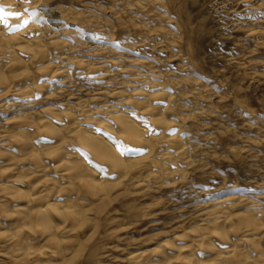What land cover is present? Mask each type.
I'll list each match as a JSON object with an SVG mask.
<instances>
[{"label":"rangeland","instance_id":"374dc122","mask_svg":"<svg viewBox=\"0 0 264 264\" xmlns=\"http://www.w3.org/2000/svg\"><path fill=\"white\" fill-rule=\"evenodd\" d=\"M232 1L225 6L219 4L224 0H41L35 4L37 15L31 19L45 47H35L36 55L25 64L0 63V145L9 143L7 150L0 146V173L11 156L20 160L16 172L22 176L28 168L27 148L38 147L40 162L47 167L43 177L64 188L48 155L55 139L66 138L74 145L75 138L66 130L58 131L59 122H52L57 127L38 123L54 117L62 121L65 114L73 115L84 106L92 119L85 122L87 127L101 133L95 121L111 123L99 112L102 108L122 102L119 108L124 111L141 110L139 100L146 97L132 94L134 90L155 94L162 89L166 96L161 99H171L163 117L170 123L169 132L182 140L190 161L178 165L185 178L176 173L155 183L148 180L145 188L135 183L139 178L132 182L120 178L105 162L91 163L105 175L101 197L91 192L98 187L89 191L75 182L72 194L61 190L54 195L58 202L71 197L73 210L83 212L84 220L75 225L67 222L71 231L60 238L67 241L65 250L51 249L57 255L66 251L65 258L60 262L55 256L51 264H129L132 254L144 251L155 254V263L167 264L175 247L187 244L182 233L196 227L219 200L233 195L243 201L233 204L232 214L255 212L261 223L254 230V246L246 245L242 251L256 261L264 258V0ZM254 3L259 4L255 10ZM251 30H260L259 41L253 40ZM104 71L108 75L102 78ZM135 74L149 75L153 85L146 88V82L133 88ZM25 89L30 90V100H20ZM154 100L148 97V105L158 106ZM145 113L136 120H143ZM10 119L14 122L8 125ZM156 146L155 153L161 149ZM125 150L122 159L132 172L144 156ZM151 160L158 163L153 154ZM153 173L144 170L141 177L151 178ZM15 188L20 192L0 197V235L6 239H15L18 213L34 208L25 199L31 196L30 187ZM236 226L238 222H230L222 230L226 244L240 238ZM23 233L17 232L16 238ZM8 245L0 243V264L46 263L43 256L36 263L16 255ZM32 246L40 248L41 243ZM211 250L201 253V259H212Z\"/></svg>","mask_w":264,"mask_h":264},{"label":"bare ground","instance_id":"6f19581e","mask_svg":"<svg viewBox=\"0 0 264 264\" xmlns=\"http://www.w3.org/2000/svg\"><path fill=\"white\" fill-rule=\"evenodd\" d=\"M40 1L41 0H27V2H25V0H0V5L4 6V10L6 12H19L21 14L20 18L8 16L6 18L7 25L15 26L21 22V19L29 20L28 24L21 29L9 28V27H5L4 24H0V60H5V62H0V63L6 64L8 61H10L12 62L13 65L16 63H19V65L21 63L22 65L23 62L31 60V58H33L36 55V52H34L35 47L36 48L37 47L40 48L41 46L42 48L45 47V46L43 47L42 42L39 39L40 37L39 34H41L38 31L39 29L34 25L32 19L29 18V13L24 11L25 9H29V11L35 10L34 8H37L38 6V5L36 6L35 4H39ZM227 2L231 3L233 1L224 0V2L219 4H223L225 6V3ZM256 3H254V5L251 4L252 6H254L253 10H255V8L259 6V4ZM259 31L251 30V33L254 34L252 35L254 37L253 40H258L256 36L259 35L260 33ZM24 52L25 54L28 53L27 55L28 57L25 56L24 59H21L19 55H21V53ZM46 58L47 57H45V59ZM13 65L11 69H13L14 67ZM103 74L105 76L102 78H105L106 75H108V72L104 71L102 72V75ZM148 76L142 74H138V75L135 74V76L131 81L132 83H136L137 86H134L133 88L140 89L141 87L138 85L139 84L145 85L144 83L146 82H149V84H146L147 85L146 88H150V86L153 85V83L152 81H150L149 79L150 77L148 78ZM149 93L150 92L147 91L144 92V90H134V92H132V94H137V95L139 94V96L141 95L143 98L146 97L145 98L146 100L143 102L139 100V105L142 106L141 108L142 112L145 113L146 111L145 114L148 115V116L146 115V117L143 120H136L138 116L144 115L142 114L140 109H134L133 110L134 112L131 111L132 113L131 112L129 113L127 111H124L123 108H119L121 107L122 102L116 103L115 105L112 106H106L102 108L103 110L98 109L99 112L104 115L103 117H105V119L111 122L110 124L108 123L109 124L108 125L106 123H103L101 121H95L93 119L96 122L97 127L101 126V129L99 128L101 130V133H99L93 128L87 127L88 123L85 122H89L90 124L91 116L89 115L90 110H87L84 106L79 107L78 110L73 113V115L71 113L65 114L63 112V114L65 115L62 121L58 120L57 117L55 118L53 116L54 118L51 121L42 120L40 123H38V125L41 124L40 126L44 127V126H48L49 124L52 125L53 124L52 122L54 123L59 122L61 124H59L58 127L56 124L55 125L53 124L54 126L57 127V130L61 131V133L62 131L66 130L65 133L67 132L66 133L67 135L68 134L72 135L73 138H75L74 145L65 141L66 138L64 139L60 137L55 139L54 141L56 143H54L55 145L54 149L48 155V157L50 156L49 159L52 158L51 163L53 165L52 167L51 166L50 167L54 171L58 172V177L61 178V180L66 185L64 184L65 187L63 186L64 188L62 187L60 188L58 186V183H56V180H51L43 177V173L47 169L45 170L46 165L44 166L40 162V159L38 157L39 156L38 147L31 146L27 148L28 156L25 162H27L28 168L26 169L24 168L22 170L23 171L22 176L18 175V172H16L18 171L20 160H16V158L13 159V157L10 158L11 157L10 156L9 157L10 159L8 158L6 160V163L3 164L5 165V167L4 169H2L3 171L1 172L6 174H4L5 175L3 179L4 181L0 184V195H1L0 197L1 199H4L12 195V193L20 192V190L15 188L17 187V185L18 186L22 185L24 187L29 186L31 190V194L29 195L31 196L27 195L26 197L28 198L25 199L28 200L29 204H33L34 208L31 211L18 213L19 214L17 215L18 217L15 216L17 217V219L15 218L16 219L15 226L17 227V229H20V231L19 230L17 231V229L15 228V233L17 234V232H19L20 234L21 232L24 231L23 233L24 235H21L16 238V234H15V239H13L12 237L6 239L5 236L2 237L0 235V237L4 238L3 240L1 239L2 242H0L2 245L5 246L10 244L8 246H10V248L12 249H15V252H17V254L16 253L13 254L23 256V258L25 257L27 259L31 258V260L33 259L34 261H36V263L37 261L40 260V259L38 260V258H40L41 256H43V260L46 261V263L43 262V264L44 263L51 264L50 262H52L55 256H58L57 259L58 261L61 262L62 257H64L63 253L66 252L64 251L66 248V246L64 245H66L67 241H62L60 238H62V236L64 235L65 236L68 235L71 231L67 222L68 223L73 222V224L75 225L81 223V221L84 220V218L82 219L83 212L80 214L79 211L77 212L73 210V208H75V205L73 203L74 201H71V197L69 198L70 200L67 199L65 201L62 200L58 202V199L55 198L57 195L55 197L54 195L56 193L60 195L61 190L64 191L65 195L72 194L75 190V188H73V186L75 187L74 182L83 185L84 189L88 187L87 189L89 191H91L90 188L92 187L94 188V186H96L98 188L97 189L95 188V190L93 189L94 191L91 192H93L94 196L99 197L100 195H102L103 194L102 187L104 185L105 175L103 176V174L102 175L98 174L95 168H93L94 165L91 166V163L97 164L103 162L102 164H104L105 162L107 163V165L111 166L113 170L116 169L117 172H119L120 178L121 176L122 177L124 176V178L127 177L128 180H131V182L133 181V179L139 178L135 183L137 185H141L142 188H145L149 185L147 184L149 183L148 180L154 181L153 183H155L160 181L161 178L163 177L166 179L169 178V176H172L173 174L176 173L178 175L180 174L179 175L180 178L183 177V172L182 170H178L179 169L178 165L179 163L187 164V162L189 161V158L187 156L188 151L184 147L185 145L181 144L182 140L181 139L179 140V136L176 133L169 132L170 123L167 122L163 117V112L170 104L171 99L168 96L164 100L161 99L163 96H166L162 92V89L158 90L157 93L155 94H149ZM20 94L22 98V99L20 98V100L31 99L30 98L31 93L29 89L27 90L25 89L22 93L20 92ZM151 96L155 97L156 100H154L153 103L154 102L158 103V106L153 107L152 105L151 107L148 105V97L150 98ZM50 110L51 109H49L48 111ZM57 112L56 115H58ZM83 116H88V118L87 117L85 118ZM12 121L14 122L13 119H10V121H7V124L9 123L8 125H10ZM92 125L94 126V123ZM56 127H54L55 130ZM54 129L52 128V131H55ZM71 142H73V140ZM155 145L161 147L160 151H156V153L154 152L155 148H157V146L155 147ZM0 146H2L7 150L9 148L8 147L9 143H5ZM24 147L27 146L25 145ZM75 147L79 149H75ZM124 149H126L125 151H127L128 149L132 152H137L140 156L142 155L144 156L141 161L142 164L139 165L135 164L138 165V167L135 169L133 168L134 171L132 172H129L130 168L127 167L124 160L122 159L123 158L122 151H124ZM152 154L155 155V159L158 161V163H155L153 160H151ZM131 161L132 163L133 162L135 163V159ZM128 162H130V160ZM159 162L163 164H159ZM129 164L131 165V163ZM135 165L133 166L136 167ZM148 169H153L155 174L153 173V176H151V178L141 177L142 172ZM22 171L19 172L22 173ZM171 179L173 180V178H170L169 180ZM64 194L63 197H66L64 196ZM241 199L242 198L233 195V196L224 197L223 199L215 203V208L211 209L209 213L207 211L206 215L204 214L206 217L202 219L196 227H194L190 231L182 233L183 234L182 236H184V238L187 240V244L186 245L184 244L185 246L175 247V249L173 250L175 255L168 258L167 261L165 260L166 263L169 264L172 263L171 261L175 260L174 264L177 262H179L178 264H264V258L262 259L259 257L260 259L258 260L257 258L256 261L255 260L256 258L251 257L248 254H246L244 251H242L246 245L254 246L255 240L254 238H252L254 236V230H256V228H258L261 223L259 222L260 219L255 218L254 215H258V213L255 212H254L255 214L252 213L249 215L232 214L233 211H231V209L233 208L232 207L233 204L236 203L239 204L240 202L243 201ZM258 218L261 217L258 216ZM230 222L231 224L238 222V227L236 226L237 228L235 227L233 228L240 235L239 236L240 238H238L236 242H231V243L227 242L226 244V239L228 238L222 230L225 229L227 224H230ZM65 224L68 225L69 227L68 229H66L67 226L65 227ZM12 235L14 236V234ZM37 242L41 243V247L35 249L33 248L32 245ZM213 242H215V244L216 243L223 244V242L225 243L223 245L217 246L218 244L213 245ZM54 248L55 249L63 248L64 252L60 255H57L53 252V250L51 252V249ZM210 249H212L210 254H212L213 258L201 259L200 257L201 253L204 254V252H207V250ZM154 257L155 254L153 255V252L144 251L138 254H132L129 257V260L131 261L132 264H163L159 262L155 263L156 261L155 262L153 261Z\"/></svg>","mask_w":264,"mask_h":264},{"label":"snow or ice","instance_id":"6c2138e0","mask_svg":"<svg viewBox=\"0 0 264 264\" xmlns=\"http://www.w3.org/2000/svg\"><path fill=\"white\" fill-rule=\"evenodd\" d=\"M25 2H27V0H25ZM25 12L29 13V18L35 17L37 15L36 11L32 10L29 11V9H25ZM8 16H12L15 18H20L21 14L19 12H6L4 10V6L0 5V24H4L5 27H9V28H14V29H21L24 26H26L29 22L28 19H21V22L18 25L15 26H9L6 24V18Z\"/></svg>","mask_w":264,"mask_h":264}]
</instances>
